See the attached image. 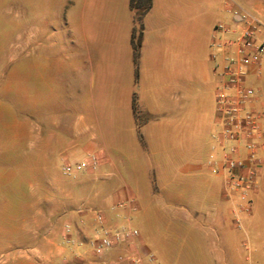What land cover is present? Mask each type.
I'll return each instance as SVG.
<instances>
[{"label":"crops","instance_id":"obj_1","mask_svg":"<svg viewBox=\"0 0 264 264\" xmlns=\"http://www.w3.org/2000/svg\"><path fill=\"white\" fill-rule=\"evenodd\" d=\"M202 6L193 42L188 34L187 2L152 0L151 9L142 18L138 57L133 40L139 36L140 23L131 0H75L61 25L66 27L62 32L60 28L49 32L37 24L32 32L36 36V104L31 112L23 106V144L32 150L29 155L23 150V162L78 161L101 147L106 157L97 153L99 168L108 165L112 163L110 152L101 141L107 122L116 131L120 169L136 181L148 171L164 179L170 216L186 221L197 234L191 252L198 264H218L221 254L241 264L242 245L250 248L253 244L260 250L264 242V168L262 165L257 187L249 195L250 203L228 192L223 175L216 170L215 162L223 154L217 137L216 103L222 76L212 57L217 23L211 24L206 5ZM234 8L228 10L230 23L237 20ZM102 26L106 28L105 40L118 34V44L94 45L92 35L100 33L96 29ZM69 42L78 43L74 57ZM194 62L199 67L197 73L192 71ZM77 65L81 72L75 70ZM191 82H196L194 88L189 86ZM113 91L115 107L110 105ZM97 98L102 104L98 105ZM105 113L109 118L104 120ZM152 162L158 164L157 169L148 168ZM12 163L11 157L0 158V191L13 172L23 171L22 161L14 171ZM99 168L83 171L81 178H97ZM44 169L41 166L40 172ZM123 180V185L93 195L102 198L98 211L106 226L134 227L131 221L138 202L131 185ZM79 216L83 222L75 223L73 232L78 242L71 246L63 240L59 243L61 251L69 249L72 262L93 257L91 248L79 240H87L98 227L94 212L86 210ZM15 229L19 236L12 233L10 224L3 225L0 241L21 242L23 226ZM122 252H146L141 233L132 245L116 247L109 257ZM27 258L31 260L29 255ZM14 259L23 264V253L16 252ZM263 259L258 255L256 260L262 264Z\"/></svg>","mask_w":264,"mask_h":264},{"label":"rangeland","instance_id":"obj_2","mask_svg":"<svg viewBox=\"0 0 264 264\" xmlns=\"http://www.w3.org/2000/svg\"><path fill=\"white\" fill-rule=\"evenodd\" d=\"M74 1L0 0V158L11 157L13 171L19 161L23 163V171L13 172L10 179L4 180L5 189L0 191V228L10 224L12 233L19 236V229L16 230L15 226H23L22 241H0V264H19L20 261L15 260L14 255L20 251L23 253V264H69L74 261L69 249L61 251L62 246L59 244L65 222L70 220L78 223L80 216L77 209L80 206L93 205L98 210L102 198L99 194L93 197L94 193L107 187L113 189L117 184L123 185V179L133 188L138 202V211L132 216V225L140 231L145 250L154 254L157 264H198L191 252L194 250L192 238L197 234L186 226V221L170 216L164 179L156 172L148 171L136 181V178L121 170L120 164L116 162V131L107 122L104 124V138L100 140H104L103 146L110 152L112 163L100 168L98 165L94 170L99 168L95 179L81 178L82 172L77 177L66 176L62 173V164L58 163L23 162L26 158L23 150L29 151L28 155L32 150L23 144V106L31 112L36 104V36L32 32L37 24L47 28L49 32L56 28L64 31L66 27L61 25L67 21L66 16ZM182 1L187 2L188 34L193 42L203 4L210 15L206 18H209L212 25L219 22L229 24L231 19L228 10L236 5H240L264 23V0ZM48 21L49 26L46 25ZM96 30L100 33H93L91 40L94 45L118 44V34L105 40L106 34L103 30L106 28L102 26ZM68 46L69 53L76 56L78 43L69 42ZM75 70L81 72L78 65ZM192 71L199 72L195 62ZM114 75L113 72L111 76ZM260 75L253 76L250 82L259 90L260 103L264 108V62ZM98 84L96 81V85ZM195 85L196 82L189 83L192 88ZM113 92L115 93H111L113 96L110 105L115 107L116 91ZM94 93L98 95L97 90ZM97 101L98 105L102 104L99 98ZM103 106L108 107L104 104ZM108 114H103L104 120L109 118ZM30 118L34 121V117ZM96 151L103 158L106 157L101 154V151L105 153L103 148L99 147ZM260 154L264 168V149ZM157 165L156 162L148 163V168L154 170ZM41 166L45 168L43 173L40 172ZM255 249L253 244L250 248L241 246V264H260L256 259L258 255L264 258V242L260 250ZM218 264L234 263L232 259L221 254Z\"/></svg>","mask_w":264,"mask_h":264},{"label":"built area","instance_id":"obj_3","mask_svg":"<svg viewBox=\"0 0 264 264\" xmlns=\"http://www.w3.org/2000/svg\"><path fill=\"white\" fill-rule=\"evenodd\" d=\"M233 14L237 20L217 23L212 35L215 50L212 57L215 69L222 76L216 103L220 124L217 137L223 154L215 163L216 170L224 177L225 189L250 203L249 195L257 187L263 163L260 150L264 148V108L260 92L250 79L261 76L264 23L240 5L235 6ZM99 163L98 154L89 152L81 160L63 162L61 170L66 176L77 177L80 172L97 168ZM77 210L94 212L98 227L87 240H79L91 248L93 257L69 264H157L154 254L148 251L122 252L109 257L116 247L132 245L139 230L129 225L108 227L103 213L87 206ZM74 229L75 223L65 222L62 240L66 245L78 242Z\"/></svg>","mask_w":264,"mask_h":264},{"label":"trees","instance_id":"obj_4","mask_svg":"<svg viewBox=\"0 0 264 264\" xmlns=\"http://www.w3.org/2000/svg\"><path fill=\"white\" fill-rule=\"evenodd\" d=\"M131 6H132V8L137 10L136 19L140 23L139 36L134 38V40H133L135 53H136V56L138 57L139 49H140L141 44H142V29H143L142 18L151 9L152 0H131Z\"/></svg>","mask_w":264,"mask_h":264}]
</instances>
